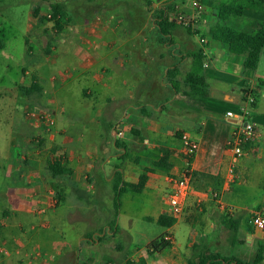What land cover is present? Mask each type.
<instances>
[{
    "label": "crops",
    "instance_id": "0c3cea01",
    "mask_svg": "<svg viewBox=\"0 0 264 264\" xmlns=\"http://www.w3.org/2000/svg\"><path fill=\"white\" fill-rule=\"evenodd\" d=\"M114 1L56 0L67 15L64 28L49 56H28L33 62L22 82L31 71L36 84L27 86L25 101L8 105L11 134L20 142L2 166L0 264H188L202 252L251 264L259 252L264 264V232L252 225L264 215V52L258 68L247 70L245 56L212 36L224 23L252 33L264 23V5L223 23V7L237 12L251 0H196L200 11L195 0H166L173 5L162 8L175 23L169 46L160 31L151 34L162 8L148 16L142 4L146 20L138 29L125 13L131 7ZM176 12L194 19L195 31L175 22ZM200 51L207 96L186 83ZM249 90L257 96L258 135L231 178L227 143L240 123L227 114L241 110ZM32 109L49 112L55 125L39 127L25 115ZM184 133L197 144L195 179L184 214L163 227L158 219L172 217L168 194L186 168ZM165 152L171 169L154 166ZM55 162L59 172L51 169ZM147 168L154 172L141 193H121ZM215 189L220 201L213 200ZM163 236L171 244L157 252L151 245Z\"/></svg>",
    "mask_w": 264,
    "mask_h": 264
},
{
    "label": "rangeland",
    "instance_id": "374dc122",
    "mask_svg": "<svg viewBox=\"0 0 264 264\" xmlns=\"http://www.w3.org/2000/svg\"><path fill=\"white\" fill-rule=\"evenodd\" d=\"M118 1L123 7H131L126 8L125 13L133 14L135 28L138 29L144 26L146 20L142 12V4H147L148 16L154 15L157 8H168L169 5H173L166 0H115L114 2ZM55 2L56 0H0V195L6 186L2 166L8 165L12 149L19 146L20 142L14 141L15 136L11 134V119L14 113L8 105L15 106L18 100L21 102L26 100L27 86L34 87L36 83L31 71L24 73L25 81L22 82V70L30 68L33 61L29 57L33 56L34 52L43 50L49 56L55 38L60 34L52 17ZM151 34L160 36L159 28L157 32ZM48 113L32 109L25 115L32 118L39 127L49 128L52 126L44 123L45 118L53 119ZM29 138L30 143L37 144L39 140L38 135L31 133ZM150 234H155V238L157 233L152 231ZM76 249V245H73L74 259L77 258ZM258 254L259 252L254 255L252 263Z\"/></svg>",
    "mask_w": 264,
    "mask_h": 264
},
{
    "label": "trees",
    "instance_id": "16d2710c",
    "mask_svg": "<svg viewBox=\"0 0 264 264\" xmlns=\"http://www.w3.org/2000/svg\"><path fill=\"white\" fill-rule=\"evenodd\" d=\"M245 5V4H244ZM264 5V0H251L249 4L240 7L241 9L233 11L230 7H223L220 12V18L223 20V23L228 20L231 15L241 16L243 10L249 6V8L259 9ZM53 11V20L56 21V28L62 30L63 25L67 21V15L64 12V8L60 5H54L52 8ZM232 12V13H231ZM155 24L159 28L162 36L168 39L164 41L165 44L172 46L174 43L171 40L172 29L175 25L166 13V10L163 8L159 10L157 17L155 18ZM255 29L252 33H247L243 31H238L234 28L223 25L212 30V36L215 40H218L225 44L232 53L237 55L245 56V68L247 70L255 71L260 63L261 56L264 52V23L256 24ZM194 64L191 72L186 77V83L190 86L191 91L194 94L200 96H207V81L204 76V54L203 51H200L193 55ZM248 91L244 92V95H247ZM169 153L165 152L164 157L154 164L155 167H163L166 169H171L172 165L168 162ZM193 159H191V164ZM60 163L55 162L51 164V169L54 172H59ZM66 172V171H62ZM154 172V168H147L145 172L140 176L139 183L136 185H124L121 188V193L124 191L130 190L136 193H141L148 182V173ZM177 219L169 216H161L158 219V223L163 227H172L176 224ZM168 237V236H166ZM166 237H162L159 240H156L152 243L151 247L157 251L161 252L162 250L170 246V241L166 240ZM262 258L260 255L255 259L253 264H259ZM188 264H251L239 260L235 257H224L221 254H209L205 255L204 252L195 255L189 259Z\"/></svg>",
    "mask_w": 264,
    "mask_h": 264
},
{
    "label": "built area",
    "instance_id": "2783aa9c",
    "mask_svg": "<svg viewBox=\"0 0 264 264\" xmlns=\"http://www.w3.org/2000/svg\"><path fill=\"white\" fill-rule=\"evenodd\" d=\"M193 6L199 11L202 8L201 4L196 0L193 1ZM175 22L195 30V20L188 18L182 13H175ZM256 104L257 96L255 91L249 90L247 95H244V106L241 110L236 114L232 112L227 114V117L236 118L240 123L227 143V149L232 153V161L229 167V175L231 178L236 176L238 162L243 157L246 147L253 142L258 135V128L253 117ZM44 123L50 126L55 125V121L51 118H45ZM181 140L183 143L182 153L186 162V168L182 179L173 182L172 190L168 194L169 213L176 219L185 212V203L190 194V185L195 179L191 167V159L194 158L197 152V144L188 133H184ZM212 197L213 200L220 201L221 191L215 189L212 192ZM252 225L255 229L264 232V215L260 213L255 215L252 219ZM166 240L171 242L170 237H166Z\"/></svg>",
    "mask_w": 264,
    "mask_h": 264
}]
</instances>
